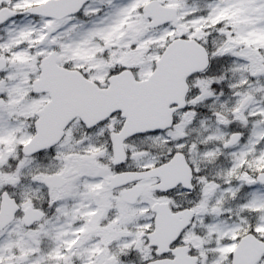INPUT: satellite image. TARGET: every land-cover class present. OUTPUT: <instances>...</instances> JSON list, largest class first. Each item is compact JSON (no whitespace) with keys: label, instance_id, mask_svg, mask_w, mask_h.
I'll list each match as a JSON object with an SVG mask.
<instances>
[{"label":"snow or ice","instance_id":"obj_1","mask_svg":"<svg viewBox=\"0 0 264 264\" xmlns=\"http://www.w3.org/2000/svg\"><path fill=\"white\" fill-rule=\"evenodd\" d=\"M0 264H264V0H0Z\"/></svg>","mask_w":264,"mask_h":264}]
</instances>
